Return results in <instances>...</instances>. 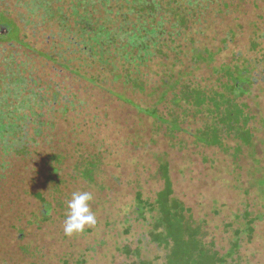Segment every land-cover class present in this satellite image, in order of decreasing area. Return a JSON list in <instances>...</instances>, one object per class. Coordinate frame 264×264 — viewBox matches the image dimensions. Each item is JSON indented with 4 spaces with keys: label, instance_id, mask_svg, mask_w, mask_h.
<instances>
[{
    "label": "rangeland",
    "instance_id": "rangeland-1",
    "mask_svg": "<svg viewBox=\"0 0 264 264\" xmlns=\"http://www.w3.org/2000/svg\"><path fill=\"white\" fill-rule=\"evenodd\" d=\"M147 1L160 4L157 15L149 17L145 9L144 18L135 5L146 8ZM172 4L181 6L177 17L188 25L196 22L192 9L199 6L207 11L209 15L205 13L199 20L204 19L206 30L199 38L216 51L223 47L216 60L211 59L215 61L208 66L210 72L207 67L198 71L208 75L195 83L209 88L202 106L175 97L169 86L153 98L127 90L115 80L123 67L115 66L116 60L126 64L132 60L109 56L144 33V26L158 29L166 18L175 17L168 11ZM255 20L258 26L253 24L250 30ZM189 29L195 30L196 25L182 31V41ZM256 37L262 48L252 46ZM249 42L255 52L246 54L250 59L243 55ZM180 44L176 41L173 46L178 49ZM197 45L199 51H206L204 44ZM45 62L52 64L53 72L62 73H52V79L89 100L90 108L81 110L83 104L73 94L66 89L60 93L41 81L42 73L48 79V67L40 65ZM250 69L255 70L254 85ZM238 79L244 89L231 87L229 82ZM106 83L116 90L109 89L113 101L108 108H104L107 96L87 86ZM255 87L264 93V0H0V179L16 147L23 141L37 146L32 136L42 131L49 134L42 136L37 154L12 157L10 174L0 187L2 200L14 201V212L7 206L1 216V264L2 260L7 264L27 260L32 264H74L60 260L62 252L68 254L73 246L76 253L72 258L80 249L86 258L75 264H139L142 258L155 264H168L169 259L182 264L185 257L190 258V254L185 256L190 244L225 252L237 242L233 228L238 224L255 225V232L244 227L241 263L264 264V98L259 99ZM229 99H235L232 105L242 116L233 122V130L228 124L220 127L227 121L220 115L229 106L223 100ZM156 105L161 109L156 110ZM92 113L100 116L96 123L89 121ZM245 121L248 125L241 127L239 123ZM89 133H97L107 143L105 155L88 153L98 148L96 137ZM58 151L63 153V163L49 158ZM91 158L104 162L97 164L99 174L93 183L76 169L79 161ZM167 159L176 205L171 204V211L176 210L172 219L177 221L181 213L185 221L180 224L197 232L196 236L183 237L177 228L165 224L157 192L163 187L158 161ZM117 162H122L123 181L115 174L121 172L114 165ZM56 182L60 183L58 191L53 189ZM75 191L93 193L90 204L97 223L67 236L63 230L66 202ZM139 191L146 197L142 204L135 199ZM42 197L46 202L41 203ZM9 222L21 228V235ZM158 232L171 243L157 240ZM64 237L74 244L69 247ZM171 244L185 251L177 249L173 252L178 253L171 254ZM24 245L37 246L40 251L28 257L20 249ZM189 262L197 264L193 259Z\"/></svg>",
    "mask_w": 264,
    "mask_h": 264
},
{
    "label": "trees",
    "instance_id": "trees-1",
    "mask_svg": "<svg viewBox=\"0 0 264 264\" xmlns=\"http://www.w3.org/2000/svg\"><path fill=\"white\" fill-rule=\"evenodd\" d=\"M175 1V0H174ZM147 7L145 8V6H143L141 9H139L140 5H135L136 6V10L137 13L142 14V16L145 18L143 12L146 9V11L150 14V16H154L157 15V6H159V2L155 3V2H149L147 1ZM172 3V2H171ZM179 3L178 1H176V4ZM176 4H172V6L168 7V11L172 14H175L176 16L171 18V19H165V21L163 22V25L161 26V28L159 27L154 28V27H147L144 26L143 30L144 33L138 34L136 37L133 38V40L131 41V43H128L127 47H125L123 50H121L118 54H112L113 56H109V59L113 58L116 60L117 57L119 56H127V60L131 59L132 61L128 64H126L127 62L124 61H119L116 60L117 63H115L114 65L117 66L118 64H121L119 73L117 76V79H115L116 81H118L121 86H123L125 89L130 90L132 92H139L142 94H146L149 95L151 97L154 98L153 95L155 96H159L160 90L165 87V86H169L170 87V91L175 95V97L178 98H184L187 101H189L192 104H198L202 106V104L204 102H206L207 98H208V93H209V88L206 85H201L202 87H198L195 86V83H197L198 78H200L201 76L203 77H208V75H200L198 74V71L200 69H202L203 67H207V69L210 72L209 69V65H211L215 60L217 55L220 53V51L222 50V48L219 51H216L213 47H210L208 44L204 43V39L202 40L201 38H199L201 35L205 34V28L203 20H201L200 18L203 17L205 15V13L207 15H209V13L205 10H200V7L198 6L197 9L194 8V10H191V13L194 15L193 17H196V19L199 21L198 24L197 20L195 19V23H191L190 22V27L188 25V21L186 20H182V17H177V12L179 11L181 6H177ZM180 4V3H179ZM208 8V7H206ZM182 14V13H181ZM197 14V15H196ZM206 18V17H205ZM145 23L148 25H151L152 22L149 23V20L144 19ZM153 21V20H151ZM256 22H258L257 20L253 21L250 24V30L253 27V24L257 25ZM196 25V29L195 30H190L189 35H187L186 39H184V41H182V31L185 32L186 29L191 28L192 25ZM197 26H199V30L197 29ZM177 28L175 31L174 29ZM207 28V27H206ZM147 31H151L149 34L146 35ZM253 33V30L251 32V34ZM166 35V36H165ZM175 36V37H174ZM206 36H204L205 38ZM111 42L115 41V37L112 36ZM179 41L181 42L180 46H178L179 48H175V46H173V43ZM255 42L252 43V46L255 47V49H259L262 48V45H259V39L256 37V40H254ZM204 44L202 46H206V51H199L198 49V43ZM127 43V42H125ZM227 46V45H225ZM252 46L250 45V42L248 44V49L243 53V55L249 54V55H254L255 52L252 48ZM250 47L252 49H250ZM175 49V50H174ZM232 51V50H231ZM50 52V51H49ZM262 52V51H261ZM129 53V56L126 54ZM240 54L242 55V53L240 52ZM246 55L244 57L249 58ZM122 56V57H123ZM198 56L200 57V59L198 60ZM215 57L214 61H211V59ZM176 61H175V60ZM250 59V58H249ZM174 61V62H170V61ZM167 61V62H164ZM49 62H45V63H40L41 66L44 67H48V71L46 72L48 79H46L44 77V73H42V76H40L41 81L44 83L49 84V86L52 87V89L59 91L60 93L63 91L62 89H66L68 92H70L71 94L74 95V97L80 101V103L83 104V107H81V110H84L85 107L86 108H90L89 104L90 101L86 100L84 97H79V94H77L76 92L70 91L71 88L69 89L66 86H61L60 82L54 81L52 79V73L53 72L51 66L52 64H48ZM54 66V65H53ZM55 67H57L55 65ZM101 71H104V68H99ZM114 71V70H113ZM105 72V71H104ZM112 74V72H110ZM56 75H61L62 73L60 72H56ZM209 74V73H208ZM237 79V78H234ZM251 81L253 79V83L252 85H254V83L256 82V77H255V70L254 69H250V78ZM110 79H107V81ZM255 80V81H254ZM262 80H259V82H261ZM231 87L233 89H244L242 87V81L240 79L233 81V82H229ZM258 83V82H257ZM107 84V83H106ZM104 84L103 87H95L93 85L87 84L88 88H90V86L92 87V89L98 90V91H102V95H106L107 98L104 102L105 107L104 108H108V106L110 105V101H113L110 98V90H115L112 86H109L108 84L106 85ZM257 86V84H256ZM107 88V90H106ZM257 88L255 87V90ZM258 90V89H257ZM116 91V90H115ZM118 92V91H117ZM105 93V94H104ZM121 93V92H120ZM243 93V92H242ZM122 94V93H121ZM168 94V92H165L163 97H166ZM257 96H259L260 98H264V93L260 92L258 90V94ZM162 97V98H163ZM118 99V98H117ZM119 100V99H118ZM163 99L159 100L158 104L161 103ZM215 100V99H214ZM244 101H249L250 99L248 98H244L242 99ZM133 101V100H132ZM224 104H228L229 106L226 108V113L224 115H220L221 118H224V120H226L225 118H227V121H222L220 124L221 126L227 125L231 130H233L235 128V125L233 124V122L235 121V119H239L241 120V115L239 116V114L237 113L238 111H236V107L232 105V102L235 101V99H229V101L227 102L226 100H223ZM217 102V101H216ZM52 105V101L50 102ZM218 103V107L222 108V106L220 105L219 102ZM94 107H96L98 109L99 105L95 104ZM54 108L56 110H58L57 105L54 106ZM156 110L161 109L160 105H156ZM104 110V109H103ZM106 111V110H104ZM105 113V112H104ZM92 117L91 119H89L90 122L96 123L97 119L100 118L99 115H97L96 113H92ZM45 117L49 119L48 116L44 115ZM236 116V117H235ZM65 119L68 120L69 117L65 116ZM47 120V119H45ZM101 121V120H100ZM54 123V121H52V124ZM101 123H98V125ZM224 124V125H223ZM239 125L242 126H247V121H245L244 123L240 122ZM220 127H217V133L220 131ZM76 132V131H75ZM216 133V135L218 136V134ZM91 137L94 138V136L96 137V144L98 146V148H95L92 152H88L90 155H101L103 156L104 152L108 149L107 148V143H105V141H102L103 138H99L97 133H89ZM96 134V135H95ZM49 134L46 132H39L38 135H33L32 139H35V142H37V146L39 143H41L43 140L41 139L42 136L47 137ZM58 137V136H57ZM239 135L238 133L235 135V138L238 139ZM61 139V136L59 138L54 139V142H57ZM249 139V137H248ZM247 139V142H248ZM73 140V139H72ZM240 140V139H239ZM53 141V140H52ZM51 142H46L49 143V145L52 143ZM79 141H82L79 138ZM45 142V141H44ZM214 142H216V140H214ZM240 142H242L244 144V142L242 140H240ZM134 145V147H136L135 143L132 142ZM81 144V143H79ZM34 146L32 143L28 144V141H23L22 144L17 148L14 149V153L12 156L9 157L7 164L6 165V169L4 171V176H2V179H0V187L2 186V184L4 183L3 181H5V178L7 179L8 175L10 174L8 169L11 168V164H12V157H28V156H32L33 154H37L38 153V147ZM132 146V145H131ZM98 149V150H96ZM55 150V149H54ZM99 151V152H98ZM113 154H115V151H112ZM155 154H157L155 152ZM105 155V154H104ZM54 159L56 162L60 161V163H63V153L60 151L58 152H51L49 154V158ZM102 162V161H101ZM101 162L96 161L95 159H84L82 161H79L76 165V169H78L81 172V175L91 181L92 183L94 182L95 178L98 176V166L97 164H100ZM122 162H117L114 165H116V168L119 169L121 172L118 171V173L115 174H119L121 177V181H123V178L125 176L124 172L122 171ZM102 165H104V162L101 163ZM158 167L161 173V179L163 180V187L162 189H160L157 194V201L160 203L161 205V209L162 211H164L165 213V224H168V228H177V232L179 235H183V237H192V236H196L197 232H192L190 230H186L187 225L184 224H180L181 222L183 223V221H185V219L183 218V215L181 213H179L178 216V220L175 221L173 220V213L176 212V210L171 211V204L176 208L173 196H174V188H173V182H172V178H171V169H170V162L167 159V161H163V162H159L158 161ZM103 168V166H102ZM103 171V170H102ZM56 186L53 187L54 191H58L60 190V183L56 182L55 183ZM62 184H64L62 182ZM61 193V192H60ZM41 193H35V195H40ZM41 196V195H40ZM135 199L138 200L140 202V204L145 202L146 197L143 196V194L139 191L135 194ZM46 202L45 199H43V197L41 198V203ZM14 204V201H10L9 203L5 202L2 200V198L0 197V221L1 216L3 215L4 212L6 211H10V212H14L11 207V205ZM8 206V210L5 209V207ZM41 207V206H40ZM4 208V209H3ZM143 216H146L144 213L141 214ZM241 219V214H239ZM33 218V216L31 217ZM29 221H31L30 219H28ZM178 223V224H177ZM9 227H11L12 229L19 231V234L21 235V228L17 226V224L13 223V222H9L7 223ZM247 227V229H249L250 231H254L255 232V225L253 224H238L235 228H233L234 231H236L237 233V242L236 243H232L229 245V248L223 252L220 251L219 249L216 248H209L206 247L202 244H190L187 245L186 247V251L182 246H178L175 244H171L170 245V253H178L177 252H173L177 249H181V251H185V256L186 254H190V258L187 259V257L184 258V262L182 264H191L189 262V260L193 259L197 261V264H242L241 263V259H240V249L242 247V240L244 239L243 236V230L244 227ZM19 228V230L17 229ZM176 234V232H174ZM252 237V236H251ZM155 238L157 240H161V238L163 239V236L160 232L155 233ZM164 240V239H163ZM68 242L69 247L72 246L74 244V242H70V239H66L65 237L63 238V242ZM164 242H170L167 240H164ZM171 243V242H170ZM71 249H69V252L67 251L68 254H65V252H62L61 256H60V260H62V262L68 261L74 264L76 262L78 263H82L86 260V258H84V252L83 250H78L75 259L72 258L74 255L73 253L75 252L76 248L75 246L70 247ZM20 249L22 251V253L24 255H34L36 254L37 251H40V249L35 246H31V245H27V246H20ZM1 251V250H0ZM184 253V252H182ZM68 256V257H67ZM29 257V256H28ZM71 259H73V261H71ZM24 264H32L33 262L31 260H27L26 262L23 261ZM3 264H7L6 262L4 263L2 260ZM0 264H1V258H0ZM139 264H155V262L149 261L148 259H140ZM168 264H176V262L174 261V259H169V263Z\"/></svg>",
    "mask_w": 264,
    "mask_h": 264
},
{
    "label": "clouds",
    "instance_id": "clouds-1",
    "mask_svg": "<svg viewBox=\"0 0 264 264\" xmlns=\"http://www.w3.org/2000/svg\"><path fill=\"white\" fill-rule=\"evenodd\" d=\"M93 198V193L89 191H75L71 194V198L66 202L67 213L63 226L65 235L82 233L86 227L97 223L90 204Z\"/></svg>",
    "mask_w": 264,
    "mask_h": 264
}]
</instances>
